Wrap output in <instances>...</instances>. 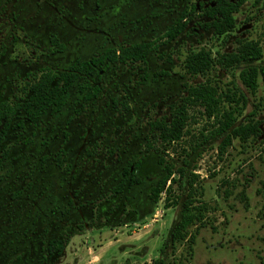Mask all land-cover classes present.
I'll return each mask as SVG.
<instances>
[{
	"label": "rangeland",
	"instance_id": "1",
	"mask_svg": "<svg viewBox=\"0 0 264 264\" xmlns=\"http://www.w3.org/2000/svg\"><path fill=\"white\" fill-rule=\"evenodd\" d=\"M212 2L0 0V105L16 112L0 150V264H264V89L259 77L252 94L238 76L264 64V0H246L225 37L198 25L205 19L198 8L175 40L163 36L184 7ZM242 40L258 41L262 57L233 70L217 61ZM149 41L159 46L145 64L110 63L98 79L81 75L59 112L16 127L30 82L46 69L60 72L106 48ZM200 49L213 62L193 75L184 60ZM85 82L100 87L90 101L79 91ZM202 82L222 94L220 113L236 105L225 94L240 89L247 102L237 124L252 117L258 135L233 138L220 152L218 119L186 105L187 85ZM181 105L188 114L182 137L161 144L150 122L169 121ZM159 157L185 171L173 174L175 206L165 207L164 192L150 197L165 174ZM137 160L138 182L114 193L122 170ZM189 178L201 215L184 240L173 242ZM51 239L64 248L48 258Z\"/></svg>",
	"mask_w": 264,
	"mask_h": 264
},
{
	"label": "trees",
	"instance_id": "2",
	"mask_svg": "<svg viewBox=\"0 0 264 264\" xmlns=\"http://www.w3.org/2000/svg\"><path fill=\"white\" fill-rule=\"evenodd\" d=\"M245 1L213 0L212 3L205 5L200 3L198 7H195L193 4L186 6L180 12L177 20L163 33L165 41H173L185 31L187 23L194 18L193 13L196 11V8L200 10L198 16L205 18L204 20H200L198 25L203 30H210L213 35L225 37L235 28L233 14L238 11ZM195 31L193 29L194 33ZM52 43L58 49L62 48V44L54 37L52 38ZM158 46L157 41H149L109 47L88 60L74 61L66 70L55 72L54 70L46 69L36 80L30 82L26 90L27 96L22 101L24 115L17 122L16 127L23 128L25 122L32 125L37 124L47 110L52 113L60 111L66 104L68 91L81 75H95L96 79H98L100 77V70L107 67L110 63L119 62L126 64L140 62L145 64L147 55L156 50ZM261 57L262 51L258 41L242 40L238 43L235 50L221 54L217 61L233 70L242 63L258 60ZM212 62L209 53L200 49L199 51L189 52L184 60V67L186 71L193 75L197 73L204 74ZM238 76L243 85L252 94L259 87V77L264 89V64L261 66L251 65L243 67L239 71ZM79 91L83 93L82 98L84 101H90L100 92V87L92 85L90 82H85L79 86ZM186 91V105L199 104L204 107V111L208 117L218 119V127L214 135H224L219 145L220 152H223L232 143L231 140L233 138H238L240 141L245 142L251 136L258 135V121L252 117L249 116L247 121L237 124V117L241 114L247 102L246 95L240 89L231 91L232 94L230 95L225 94L236 105L222 113L219 111V105L222 103L223 97L215 86L202 82L195 85H187ZM15 113V110L11 107L9 108L8 105H0V150L2 149L3 138L7 135L8 130L13 127H11V122ZM187 117V109L181 105L172 111L169 121L155 119L150 122V131L154 137H157L161 141V144L165 143L170 146V144L175 143L182 137ZM155 149L158 150V148ZM57 162L60 161L57 160ZM158 162L163 165L165 174L151 187L150 197L153 201H157L160 194L164 192L166 194L165 207L175 206L178 203V198L176 197L170 201L172 185L177 181V178L173 174L176 171L179 176L183 177L185 171L183 168L174 169L173 164H166L162 157H159ZM59 164L61 165V163ZM138 168L139 160L134 162L133 165L127 164L122 170V176L114 186L113 192H121L125 185L132 186L137 183L139 178L136 175V170ZM192 176L195 177L194 174ZM186 184V199L183 201L180 220L172 232L173 242L184 240L187 236L188 228L192 224H195L201 215L198 206L195 205L196 200L194 195L196 188L193 186V179L189 178ZM181 185H185V182H181ZM63 248L64 244L62 240L51 239L46 247L48 258L60 255ZM42 260H44V257ZM152 264H164V262L161 259H155L152 261Z\"/></svg>",
	"mask_w": 264,
	"mask_h": 264
},
{
	"label": "flooded vegetation",
	"instance_id": "3",
	"mask_svg": "<svg viewBox=\"0 0 264 264\" xmlns=\"http://www.w3.org/2000/svg\"><path fill=\"white\" fill-rule=\"evenodd\" d=\"M53 37L56 38L55 36H52V37H51V42H52V38H53ZM52 44H53V43H52ZM58 112H59V111H58ZM55 113H57V112H55Z\"/></svg>",
	"mask_w": 264,
	"mask_h": 264
}]
</instances>
